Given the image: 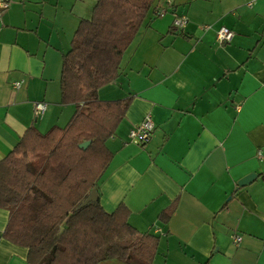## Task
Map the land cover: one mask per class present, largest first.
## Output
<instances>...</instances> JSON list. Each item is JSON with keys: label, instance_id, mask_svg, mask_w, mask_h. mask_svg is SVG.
<instances>
[{"label": "crops", "instance_id": "obj_1", "mask_svg": "<svg viewBox=\"0 0 264 264\" xmlns=\"http://www.w3.org/2000/svg\"><path fill=\"white\" fill-rule=\"evenodd\" d=\"M94 2L11 0L0 9V159L29 127L43 133L72 116L74 105L61 102L62 55ZM151 6L118 76L97 90L125 103L105 140L99 204L107 213L122 206L137 235H150V264H264V0ZM175 15L187 18L182 28ZM220 25L233 32L224 44ZM146 115L150 136L134 142L129 130ZM7 221L0 208V264H29L26 247L5 237Z\"/></svg>", "mask_w": 264, "mask_h": 264}, {"label": "trees", "instance_id": "obj_2", "mask_svg": "<svg viewBox=\"0 0 264 264\" xmlns=\"http://www.w3.org/2000/svg\"><path fill=\"white\" fill-rule=\"evenodd\" d=\"M62 55L60 95L75 109L68 122L46 132L29 127L0 159V208L11 242L26 247L29 264H98L117 259L150 264L155 243L140 236L119 206L105 212L96 201L79 206L103 173L111 152L105 140L122 117L123 100H101L97 90L119 74L130 45L153 0H94ZM89 140L85 148L79 143ZM17 155H19L17 157ZM28 155H31L30 159ZM98 194V191H97ZM119 223L123 232L114 225ZM142 245V246H141Z\"/></svg>", "mask_w": 264, "mask_h": 264}, {"label": "built area", "instance_id": "obj_3", "mask_svg": "<svg viewBox=\"0 0 264 264\" xmlns=\"http://www.w3.org/2000/svg\"><path fill=\"white\" fill-rule=\"evenodd\" d=\"M11 0H0V9H5L8 7ZM254 0H246L247 4L250 5ZM164 10H159L158 13L162 14ZM187 21V18L184 15H175L173 18V26L175 28H182ZM208 26L205 25L204 28ZM233 35L232 30L227 28L224 25H220L216 30V40L219 44H224L230 41ZM19 82H15L14 85L18 86ZM46 103L43 101H36L33 103V109L38 112L44 111ZM153 129V122L149 115H146L142 121L133 126L128 133L129 138L137 143H144L148 140L150 133ZM233 240L238 242L240 240L239 236H234Z\"/></svg>", "mask_w": 264, "mask_h": 264}, {"label": "water", "instance_id": "obj_4", "mask_svg": "<svg viewBox=\"0 0 264 264\" xmlns=\"http://www.w3.org/2000/svg\"><path fill=\"white\" fill-rule=\"evenodd\" d=\"M89 142H90L89 140H85L79 143L78 146L81 148H85L89 144ZM254 176L255 173H248L242 176L240 179L237 180V185H243L245 183H248ZM97 196H98L97 191L95 190V188H92L79 206L85 205L90 201H96Z\"/></svg>", "mask_w": 264, "mask_h": 264}, {"label": "rangeland", "instance_id": "obj_5", "mask_svg": "<svg viewBox=\"0 0 264 264\" xmlns=\"http://www.w3.org/2000/svg\"><path fill=\"white\" fill-rule=\"evenodd\" d=\"M152 3H153V2H152ZM151 5H152V4H151ZM123 54H124V55H122V61H123L124 58H126V54H127V52L125 51V52H123ZM18 156H19V155H17V157H18ZM30 157H31V155H28V158H27V159H30ZM114 227H115V230H116L118 233L123 232V228H122V226H121L119 223H117V225H114ZM129 239H130L131 242H133V244L137 245L136 247H137L138 249H135V252H137V254H139V250H144V248L139 249V245H140L139 242L142 243V241L140 240V237H139L138 235L132 236V237H130ZM141 246H142V245H141Z\"/></svg>", "mask_w": 264, "mask_h": 264}]
</instances>
